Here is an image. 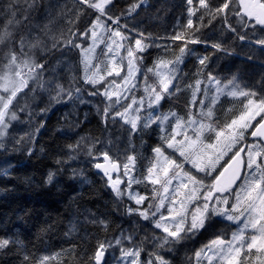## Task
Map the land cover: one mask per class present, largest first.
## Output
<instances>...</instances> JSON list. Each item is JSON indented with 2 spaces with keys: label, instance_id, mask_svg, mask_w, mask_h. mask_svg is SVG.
<instances>
[{
  "label": "snow or ice",
  "instance_id": "obj_1",
  "mask_svg": "<svg viewBox=\"0 0 264 264\" xmlns=\"http://www.w3.org/2000/svg\"><path fill=\"white\" fill-rule=\"evenodd\" d=\"M144 3L146 0H135L125 11L115 14V0H75V5L80 7L74 6L71 9L67 5L53 3V0H0V148L4 147L3 141L11 121L19 118L18 112L26 110L25 107H20L19 102L13 105L18 93L25 88L29 92L35 91V88H29V81L40 88L44 87L42 77L47 70L46 57L66 48L79 49L84 55L83 80L95 89L90 94H102L110 101L101 112L105 123L109 119L115 122L119 117L124 124L130 126L131 136L141 127L140 112L147 105L152 111L142 128L147 129L156 124L160 132V143L152 147L153 157L142 179L130 174L129 165H134L135 155L126 156V162L121 165L107 151L100 152L99 156H94L91 149L88 152L89 156H94L98 161L102 157L103 162L94 163V167L107 177L115 196L121 200L127 197L134 202L135 206L125 205V214L150 221L162 233H153L151 236L145 234L138 239V221L131 231L122 230L120 238L114 241L115 245L120 246V257L116 264H170L159 251L146 252L145 242L150 239L155 249L167 247L171 251L175 245L191 239L205 229L217 216L238 227L229 239H225L223 234L217 235L196 251L194 255L197 264H200L201 258L206 264H243L237 259L242 253L244 261L255 257L260 264H264L260 255L264 253V95L257 97L255 91L242 89L235 77L221 87V81L209 74L208 82H215L217 95L207 104V91L202 92V82L197 79L194 85H187L192 89V99L185 115H179L171 108L166 113L159 112L161 101L166 96L172 97L181 91L177 75L187 43L179 48V54L174 58L158 57L152 67L141 72L139 64L143 56L140 53L154 45L143 42L146 39L143 33L139 34L141 38L130 43L127 33L131 29L127 23L121 24V19L132 16ZM186 5L189 27L193 25L192 17L199 13L197 19L201 26L205 17L209 18V24L219 19L222 32H231L242 41L246 37L238 32L237 25L241 31L259 28L264 32V0H186ZM37 13L40 20L36 19ZM69 13H72V18L66 19L68 34L65 35L64 29H60L58 34L54 33L52 26L57 19L67 18ZM85 15H90L93 19L81 31L76 25L81 16ZM83 38L90 39L92 43L84 47L83 43L77 42ZM171 39L199 43L195 39L189 41L184 33H178ZM257 43L264 46V39ZM99 44L105 45V56L113 54L103 71L99 63L93 64L94 56L90 55ZM212 47L221 49L222 45L216 43ZM121 50L126 52V57L120 56V64H117L114 57L119 56ZM35 53H40L41 58L38 59ZM125 59L127 71L121 77V83L117 84L113 79L101 93L96 85L102 84L106 77H120L123 71L120 65ZM208 59L207 56L198 58L199 64L205 66ZM137 73L143 80V90L146 93L139 99L132 94L140 82ZM148 73L156 78L155 84L148 83ZM56 89L57 95L52 98L56 102H60L63 95L71 99L74 92H80L78 87L74 88L71 84L67 88L57 84ZM200 92L204 99L197 103V93ZM220 94L246 99V103L241 102L242 109L239 113L223 124H220L214 111ZM122 100H130V103L124 105L122 111H113ZM193 107L199 108L195 114ZM47 110L45 108L41 111ZM110 111L113 112L111 117ZM258 116L259 120L256 119ZM249 136L257 138L250 145L244 143ZM67 147L70 151H75L80 147V142ZM57 163L61 161L57 160ZM121 168L124 177H127L126 181L119 176L113 179L111 175ZM3 174L8 175V172L4 171ZM55 175L54 172H49L47 182L51 183ZM145 182L152 185L151 195L133 190V184ZM85 222L96 225L105 232L110 224L108 219L91 212L85 217ZM124 241L129 246L125 247ZM10 247L16 248L17 255L22 254L20 264H48L55 259L51 255L33 256L23 252L24 242L18 238H0V256L6 255V250ZM112 247V241L97 240L94 251L86 258L81 255L78 264H107L105 255ZM84 251L87 252V249ZM142 253L145 254V259H141Z\"/></svg>",
  "mask_w": 264,
  "mask_h": 264
},
{
  "label": "trees",
  "instance_id": "obj_2",
  "mask_svg": "<svg viewBox=\"0 0 264 264\" xmlns=\"http://www.w3.org/2000/svg\"><path fill=\"white\" fill-rule=\"evenodd\" d=\"M115 2L113 12L119 14L135 0ZM187 7L186 0H146L132 16L121 19L123 24H128L129 29L144 34V43L154 45L140 53L143 56L139 64L141 72L152 67L158 57L174 58L179 54V48L187 43L177 75L181 91L175 96H166L158 111L166 113L171 108L179 115H185L192 99V89L187 85H194L197 79L202 82V92L207 91V104L217 94L215 82H208L209 74L221 81V87L235 77L242 89L255 91L257 97L264 95V46L257 43L264 39V32L259 28L241 31L237 25L238 32L246 37L242 41L231 32H222L219 19L209 24V18L205 17L201 26L197 19L199 13L192 17L193 25L189 27ZM37 17H40L38 13ZM91 19L93 17L90 15L82 16L76 27L83 31ZM178 33H184L189 41L195 39L199 43L172 40L171 37ZM127 34L133 39L141 38L131 32ZM216 43H220L222 48H213L212 45ZM67 51L73 52L72 70L56 66L60 55ZM35 55L41 58L40 53ZM205 56L209 59L202 66L198 58ZM46 60L47 70L42 77L44 87L40 88L29 81V88H35V91L29 92L28 88L23 90V95H27L22 104L32 113V123L28 121L26 113H21L19 122L10 129L3 141L4 147L0 148V238L22 240L23 252L29 255L54 256L55 259L48 264H78L81 255L86 258L94 251L97 240L114 242L122 230H131L137 221L138 239L145 234L159 235L158 229L150 221L125 214V205L135 206L134 202L127 197L122 200L117 198L108 185L107 177L100 175L94 167V163L100 162L102 158L98 161L94 156H99L102 151H107L113 160L118 159L121 164L126 162V156L135 155L133 175L142 179L153 157L151 149L160 143L156 124L147 129L142 128L152 110L145 105V109L140 112L141 127L130 136V126L119 117L115 122L109 119L107 123L102 119L101 112L110 101L102 94H90L95 89L83 80L84 67L78 49L57 51L48 55ZM137 77L139 83L143 84L139 73ZM155 82L156 78L148 73V83ZM57 84L65 88L71 84L74 88L78 87L80 92H74L71 99L63 95L61 101L56 102L52 98L57 95ZM202 92L197 93V103L204 99ZM141 96H144V92L139 88L136 98ZM242 101L246 103L244 97L219 95L214 111L220 124L239 113ZM129 103L130 100H125L117 104L113 111H122L123 106ZM45 108L48 110L41 111ZM192 111L195 114L199 108L193 107ZM112 114L110 111L109 117ZM78 141L80 147L70 151L67 145H74ZM244 143H250V136ZM90 149L94 156L88 155ZM70 156L75 158L69 159ZM57 160L61 163L58 164ZM4 171L8 175H4ZM49 172L56 174L51 183L47 182ZM151 189L152 185L147 182L133 184V190L141 194L151 195ZM89 212L110 221L106 232L85 222ZM235 230L234 224L214 217L205 229L175 245L171 251L167 247L155 249L150 239L144 247L146 252L159 251L170 264H197L196 251L217 235L223 234L225 239H229ZM6 253L0 256V264H20L22 254L17 255L15 247H10ZM57 253L60 255L56 256ZM145 258L142 253L141 259ZM253 259L244 261L242 256L240 261L249 264Z\"/></svg>",
  "mask_w": 264,
  "mask_h": 264
},
{
  "label": "rangeland",
  "instance_id": "obj_3",
  "mask_svg": "<svg viewBox=\"0 0 264 264\" xmlns=\"http://www.w3.org/2000/svg\"><path fill=\"white\" fill-rule=\"evenodd\" d=\"M53 3H59L61 5H67V7L69 9L73 8L74 6L75 7H80V5H75V0H53ZM37 18H38L37 20H40V17H37ZM71 18H72V13H69L67 18H65V17H59L57 19L56 24H54L52 26L53 27V32L56 33V34H58V32H59L60 29H64L65 35H67L68 34L67 33L68 25L66 23V19H71ZM121 24H123L122 21H121ZM110 26L115 27V25H110ZM98 31H100V30H98ZM130 32L133 33L136 36L139 35V34H136V32H134L133 30H131ZM77 35H79V33H77ZM129 37H130L129 42L130 41L134 42L135 39H133L130 35H129ZM138 37H140V35ZM104 38L107 39V37H104ZM78 43H83L84 47H88V45H90L92 43V41L90 39L83 38L81 40H78ZM113 47H115V46H113ZM104 50H105V45L104 44H99L98 46L95 47L94 53L90 54V55L94 56L93 64L99 63L102 71L104 69L105 64L108 63L109 62V59L113 57V54L112 53H109L108 56H105L103 54L104 53ZM78 51H79V54H80L81 64L84 67V64L82 63V61L84 59V55L81 53V51L79 49H78ZM72 55H73V52L72 51H67L65 54L64 53L61 54L60 57L58 58V60L56 61V66L60 67L61 69L72 70L73 69V66H74V63L72 61ZM120 56H125L126 57V52H124L123 50H121L119 56H115L114 57V59H115V61H116L117 64H120ZM126 64H127V60L125 59V61L123 62V64L120 65L123 68V71H121V76L120 77H116L115 75H113L112 77H106V79L104 80V82L102 84L96 85V87L100 88V90H102V92H103L104 87H107L108 82L111 81V80H113V79L116 80L117 84H120L121 83V77H123L125 75L126 71H127ZM83 76H84V73H83ZM137 79H138V77H137ZM143 87H144V84L139 83L137 89L136 90H133L132 94L135 95V96H137L138 95L139 88L143 90ZM113 89L115 90V86H113ZM143 92H144V90H143ZM23 94H24L23 91L20 92V93H18L16 100L13 101V105L14 106L17 104V102H19L20 107H23L22 100L24 98H26V96L23 95ZM145 95H146V93L144 92V96ZM21 97H23V99H21ZM123 101H125V100H122L121 102H123ZM133 108H135V106H133ZM23 112L28 115V121L30 123H32V121H33L32 120V113L31 112H28V110H25ZM23 112H18L17 113L18 117ZM258 118H259V116L256 119H258ZM19 120H20V117L17 120L11 121V125L7 129V135L4 138V140L7 138L10 129L15 124H17L19 122ZM253 123H255V121H253ZM256 139L257 138L250 137V143H249V145L252 144ZM225 159H227V157H225ZM221 163H224V161H221ZM186 167H187V165H186ZM129 169L131 170L130 174L132 176H134L133 175V166H132V164L129 165ZM117 176H119L122 180H125V181L127 180V177H124V175H123L122 168H121V172L118 175L112 176V177H113V179H116ZM121 187H123V185H121ZM217 218L224 219L223 217H219V216H217ZM224 220H226V219H224ZM226 221H228V220H226ZM228 222L234 224L235 225V228L237 229L238 226L235 223H233L231 221H228ZM129 231H131V230H129ZM158 231H159V235L162 234L160 229H158ZM118 238H120V236ZM124 246L125 247L129 246L127 241H124ZM119 247L120 246L115 245V243L113 242V247L108 249V252L105 255V260L107 261V264H116V261L120 257ZM253 252H255V249H253ZM260 255H261L262 259H264V253H261ZM242 256H243V253L237 259L238 260H241V257ZM253 260L254 261H252L249 264H260V261H257L255 259V257H254ZM200 264H206V261H204L203 258H201ZM214 264H215V262H214Z\"/></svg>",
  "mask_w": 264,
  "mask_h": 264
},
{
  "label": "water",
  "instance_id": "obj_4",
  "mask_svg": "<svg viewBox=\"0 0 264 264\" xmlns=\"http://www.w3.org/2000/svg\"><path fill=\"white\" fill-rule=\"evenodd\" d=\"M100 162H103L102 158H101V161H100ZM96 170H97V172H98L100 175H103V176H104V174H103L102 171H100V170H98V169H96ZM120 171H121V169H120ZM120 171H118V172H112L111 175H112V176H116V175H118V174L120 173Z\"/></svg>",
  "mask_w": 264,
  "mask_h": 264
}]
</instances>
